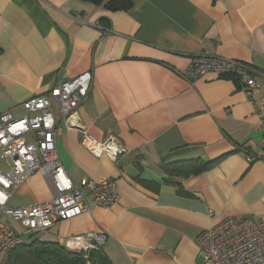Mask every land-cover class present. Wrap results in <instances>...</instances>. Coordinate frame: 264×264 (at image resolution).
<instances>
[{"label":"crops","instance_id":"obj_1","mask_svg":"<svg viewBox=\"0 0 264 264\" xmlns=\"http://www.w3.org/2000/svg\"><path fill=\"white\" fill-rule=\"evenodd\" d=\"M200 55L249 64L264 83V0H134L126 12L82 0H0V113L20 117L32 96L90 71L81 124L123 150L116 161L97 159L81 132L61 126L56 149L68 176L79 186L114 180L119 200L58 223L43 242L104 231L111 264H205L196 245L203 231L226 218L264 224V124L234 78L180 77ZM224 155L205 173L167 175L170 164ZM53 196L51 180L35 174L8 205ZM0 222L32 242L6 216Z\"/></svg>","mask_w":264,"mask_h":264},{"label":"built area","instance_id":"obj_2","mask_svg":"<svg viewBox=\"0 0 264 264\" xmlns=\"http://www.w3.org/2000/svg\"><path fill=\"white\" fill-rule=\"evenodd\" d=\"M209 74L241 82L247 88L258 122L264 124V83L254 80L255 70L249 64L194 56L180 77L193 83ZM91 86L92 73L86 71L32 96L22 104L25 113L20 117L8 111L0 113V162L5 165L0 167V216H6L26 234L46 232L60 222L90 214L92 207L108 208L119 200L114 180H85L79 186L65 172L57 154L56 139L61 126L81 132L82 147L97 159L107 156L116 161L123 152L115 136L98 141L81 124L79 109L88 100ZM252 89L261 92L259 99L253 96ZM35 174L51 180L54 196L29 206H9L12 194ZM106 239L104 231L84 232L69 236L61 246L81 254L86 264H91L90 255L101 250ZM22 244L21 236L13 228L0 222V255ZM196 245L205 264H264V224L253 218H226L199 234Z\"/></svg>","mask_w":264,"mask_h":264},{"label":"trees","instance_id":"obj_3","mask_svg":"<svg viewBox=\"0 0 264 264\" xmlns=\"http://www.w3.org/2000/svg\"><path fill=\"white\" fill-rule=\"evenodd\" d=\"M94 5L104 6L112 12H126L134 0H82ZM226 155L210 161L200 159L176 162L167 166L168 176H194L212 169ZM5 264H86L81 254L66 251L61 245L52 242L34 240L29 244H22L10 253L6 254ZM91 264H111L102 249L92 253L89 257Z\"/></svg>","mask_w":264,"mask_h":264},{"label":"rangeland","instance_id":"obj_4","mask_svg":"<svg viewBox=\"0 0 264 264\" xmlns=\"http://www.w3.org/2000/svg\"><path fill=\"white\" fill-rule=\"evenodd\" d=\"M0 167L4 168L5 165L0 162ZM23 240L25 241V243H26V241L29 242V241H34V240H38V241H42V242L44 241L41 233H37V234H34L32 236H23Z\"/></svg>","mask_w":264,"mask_h":264}]
</instances>
